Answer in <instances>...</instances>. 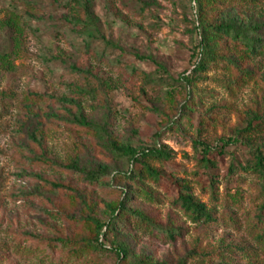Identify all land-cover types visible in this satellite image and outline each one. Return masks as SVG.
I'll return each mask as SVG.
<instances>
[{"label": "rangeland", "instance_id": "rangeland-1", "mask_svg": "<svg viewBox=\"0 0 264 264\" xmlns=\"http://www.w3.org/2000/svg\"><path fill=\"white\" fill-rule=\"evenodd\" d=\"M74 2L0 0V264H264V56L247 62L205 29L264 43V0ZM204 32L229 61L202 63ZM204 146L215 167L200 164ZM124 148L168 155L162 185L146 184L154 202L117 177L138 170ZM97 170L112 188L85 180ZM124 189L181 238L104 226L96 246L92 219L105 225ZM182 192L211 220L173 206Z\"/></svg>", "mask_w": 264, "mask_h": 264}, {"label": "trees", "instance_id": "trees-1", "mask_svg": "<svg viewBox=\"0 0 264 264\" xmlns=\"http://www.w3.org/2000/svg\"><path fill=\"white\" fill-rule=\"evenodd\" d=\"M74 4L79 6L81 0H73ZM232 2H240L244 5H254L260 0H229ZM207 31L214 32L216 34H221L226 39L231 40L233 43L239 44L243 50V57H246V61H250L254 58L263 57L264 56V43L251 39L250 35L247 32L237 31L230 25H221L216 26L214 24H208L205 26ZM89 33V32H88ZM204 32V39L202 41V47L204 51V56L202 63L210 64L216 62L218 60H228L229 59L223 55H214L216 52L214 48L210 47L209 40L210 37ZM208 59V60H206ZM216 59V60H214ZM201 62L197 63L194 72L202 69ZM80 111L78 113V117L80 118ZM88 124V123H87ZM88 126H91L88 124ZM119 150L118 148H114ZM203 155L200 157V164L203 167H208L209 165H213L211 161L207 158L208 148L204 146ZM123 153L127 154L129 158L138 165V170H132L123 175H118L117 177H123L121 181L129 182L132 187L136 188L134 190V194L149 203L155 201V194L151 190L146 188V184L153 185H162V177L160 176L158 169H156L155 164H162V162L168 159V155L162 149H153L147 150L139 154L133 153V150L129 148H124ZM254 170L259 173L260 176L264 178V164L263 160L258 157L256 159V164ZM84 178L91 185H103L107 188L111 185L108 182V177L106 175V171L97 170V171H86L84 172ZM116 177V176H115ZM185 193L177 194V197H174L171 201L172 205L177 207L180 211L188 217V219L193 223H199L201 220H211V211L206 210L205 206L193 199V197L186 195ZM130 198L127 195V190H121L118 196V199L113 203H110L109 208V218L105 225L98 223L95 219H92L97 226V234L95 236V244L98 246V237L101 233L102 228L105 226L107 229L106 233L102 235L105 236L107 233L111 234H120L130 231H142L144 235L149 236L152 239L157 240L161 243H174L181 238L183 235V231L179 228H175L172 224H167L165 226L159 225L153 217H150L145 213V211H139L132 206H129ZM260 233L257 235L258 241L262 243L264 246V221L259 227ZM29 249V248H28ZM30 250H26L25 248L20 250V253H28ZM121 252H125V250H121ZM144 261L140 260L135 264H143Z\"/></svg>", "mask_w": 264, "mask_h": 264}]
</instances>
